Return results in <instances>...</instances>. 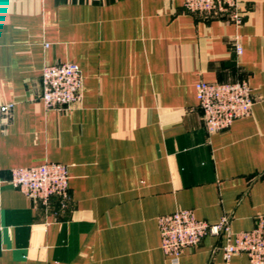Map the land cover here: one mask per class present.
I'll return each instance as SVG.
<instances>
[{"label": "crops", "instance_id": "crops-1", "mask_svg": "<svg viewBox=\"0 0 264 264\" xmlns=\"http://www.w3.org/2000/svg\"><path fill=\"white\" fill-rule=\"evenodd\" d=\"M243 24L183 0H0V264H169L157 218L192 209L234 232L264 214V0ZM238 42L242 54L237 55ZM72 62L80 104L47 109L46 65ZM246 80L251 115L208 135L195 84ZM67 166L70 202L43 207L9 184L14 168ZM224 236L180 264L226 263Z\"/></svg>", "mask_w": 264, "mask_h": 264}, {"label": "built area", "instance_id": "built-area-1", "mask_svg": "<svg viewBox=\"0 0 264 264\" xmlns=\"http://www.w3.org/2000/svg\"><path fill=\"white\" fill-rule=\"evenodd\" d=\"M183 10L207 17H227L235 26L243 24L240 0H183ZM237 55L242 54L238 42ZM195 97L208 135L228 130L236 119L251 115L252 90L246 80L232 83L195 84ZM40 100L47 109L66 110L80 104L83 97V76L77 64L64 62L46 65L41 73ZM8 106L1 107L6 111ZM67 166L44 162L32 167L14 168L9 184L27 198L45 208L57 202L64 210L70 202ZM161 237L160 250L169 264H180L183 252L197 246L204 237L224 236L222 258L228 262L234 255H244L249 264H264V214L257 216L255 227L234 232L226 216L217 223L199 220L192 209L178 210L157 218Z\"/></svg>", "mask_w": 264, "mask_h": 264}]
</instances>
